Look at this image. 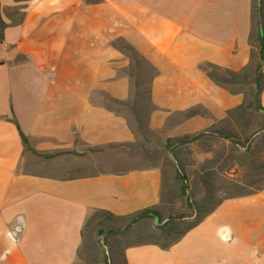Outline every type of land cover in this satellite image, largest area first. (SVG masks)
<instances>
[{
    "label": "crops",
    "instance_id": "0c3cea01",
    "mask_svg": "<svg viewBox=\"0 0 264 264\" xmlns=\"http://www.w3.org/2000/svg\"><path fill=\"white\" fill-rule=\"evenodd\" d=\"M252 3L0 0V264H77L94 212L160 206V165L134 146L126 114L104 102L126 106L132 95L129 57L115 40L155 71L147 84L153 132L216 135L241 110L248 126L264 119L201 68L238 72L251 62ZM191 108L199 113L186 116ZM250 139L264 146V122ZM117 263L264 264V185L222 199L167 246L124 245Z\"/></svg>",
    "mask_w": 264,
    "mask_h": 264
},
{
    "label": "rangeland",
    "instance_id": "374dc122",
    "mask_svg": "<svg viewBox=\"0 0 264 264\" xmlns=\"http://www.w3.org/2000/svg\"><path fill=\"white\" fill-rule=\"evenodd\" d=\"M253 3L260 5L264 24V0H253ZM252 23L251 39L256 44L254 35L257 26L254 20ZM116 45L126 56H130L120 42H116ZM257 60L256 49L251 66L233 77L216 70L228 80L225 84L228 89L239 90L245 95L243 107L255 102L252 80ZM129 61L123 70L129 74L133 87L130 99L124 102L126 106L106 96L104 102L126 114L130 126L137 133L134 146L160 165L163 174L161 204L156 209L158 215L134 222H129L131 216L112 218L102 212L89 216L83 228V243L77 264H119L117 259L126 244L147 241L170 243L222 199L246 194L264 185V146H250L251 132L264 119H257L248 126L251 117L241 110L237 121L220 130L231 132L227 138L203 132L190 141L175 139L169 142L162 134L147 127L146 118L150 108L147 84L154 70L144 62L137 63L131 56ZM260 70L264 74V63ZM181 215L184 216L179 217ZM167 218L169 229L158 228Z\"/></svg>",
    "mask_w": 264,
    "mask_h": 264
},
{
    "label": "trees",
    "instance_id": "16d2710c",
    "mask_svg": "<svg viewBox=\"0 0 264 264\" xmlns=\"http://www.w3.org/2000/svg\"><path fill=\"white\" fill-rule=\"evenodd\" d=\"M262 9L260 7L259 4H257L255 6L254 3H252V22L254 20V22L256 23V26H257V29H256V34L254 35V38L256 39V47H257V50H258V60L256 61V63L254 64V68H253V71H254V76H253V80H252V84L254 85L255 87V96H254V104L252 103H249L247 105V107L249 108H253L255 110H262L264 111V108L260 106L259 104V93L262 89V85H263V82H264V74L261 72L260 70V67L262 65V63H264V24L262 23ZM5 26V23L2 21V19L0 18V39L2 37V30ZM260 28L262 29V32H260ZM250 40H251V43H253L252 39H251V36H250ZM116 42H120L130 53V56L133 58L134 61H136L137 63H139L140 61L141 62H144L145 64H147L148 66H150L146 60L143 58V56H141V54H139L136 49L130 45L129 43H127L126 41H124L123 39H117L115 40V45H116ZM254 44V43H253ZM129 56V57H130ZM251 63H252V59H251V62L249 64H247V66H245L244 68L242 69H245V68H248L251 66ZM151 67V66H150ZM208 67H211V68H214L215 70H211L210 68ZM152 68V67H151ZM201 68L203 70H205L207 72V74L215 81H217L218 83H221L223 85H225L228 80L226 78H224L223 76H221L220 74L217 73L216 70H221V71H224L226 72L227 74H229L231 77H233L234 75H236L238 72H233L231 70H227V69H221L213 64H210V63H207V64H203L201 65ZM153 69V68H152ZM241 69V70H242ZM155 73V71H154ZM153 73V74H154ZM115 102H121V101H118V100H114ZM196 113H199V109L198 108H191L189 110H187L185 112V115L186 116H189V115H193V114H196ZM201 133H203L202 131L201 132H198L196 134H184V135H181L179 137H170V138H167V140L170 142V141H173L175 139H178L180 141H190L192 139H194L196 136L200 135ZM215 133L217 135H221L222 137H225L227 138L228 135L231 134V132L229 131H215ZM20 136H21V139L23 141V143H27V138L26 136L20 131ZM97 212H102V211H96L94 213H97ZM93 213V214H94ZM104 215L106 216H109V217H112V218H124L126 216H131L129 222H134L140 218H144V217H147V216H151L153 214H156L158 215V212L156 210L155 207H148V208H144L138 212H135L131 215H125V216H117V215H114V214H111L109 212H105L103 211L102 212ZM184 215H181L179 217H183ZM168 219L163 222L162 224H160L158 226V228L160 229H164V230H168L169 229V222H168ZM200 220V219H199ZM199 220H197L196 222L192 223L189 227L193 226L194 224H196ZM188 227V228H189ZM186 230V229H185ZM184 230V231H185ZM183 231V232H184ZM182 232V233H183ZM181 233V234H182ZM180 234V235H181ZM180 235L178 237H180ZM178 237L176 239H178ZM174 239V240H176ZM173 240V241H174ZM154 242V241H153ZM172 242V241H171ZM170 242V243H171ZM155 243L159 244V245H162V246H167L169 243L167 244H161V243H158L155 241Z\"/></svg>",
    "mask_w": 264,
    "mask_h": 264
},
{
    "label": "water",
    "instance_id": "95a60500",
    "mask_svg": "<svg viewBox=\"0 0 264 264\" xmlns=\"http://www.w3.org/2000/svg\"><path fill=\"white\" fill-rule=\"evenodd\" d=\"M260 32H262V29L260 28ZM154 218L156 219L157 218V216H154Z\"/></svg>",
    "mask_w": 264,
    "mask_h": 264
}]
</instances>
